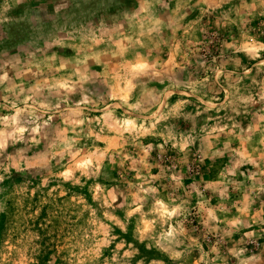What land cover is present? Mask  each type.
Instances as JSON below:
<instances>
[{"label": "rangeland", "instance_id": "374dc122", "mask_svg": "<svg viewBox=\"0 0 264 264\" xmlns=\"http://www.w3.org/2000/svg\"><path fill=\"white\" fill-rule=\"evenodd\" d=\"M46 2L25 0L18 8L15 0H0V15L15 17L20 8ZM170 7L174 34L145 44L139 58L127 54L129 71H142L144 62L155 65L161 76L181 68L192 71L200 57L211 61L221 53L224 59L239 57L249 64L244 52L234 49L252 51L264 43V16L258 15L253 0H172ZM112 66L123 75L124 67ZM227 67L233 69L231 63ZM178 99L173 95L168 103ZM165 124L177 121L162 120L155 130ZM178 124L181 130L186 127L182 118ZM224 141V136L219 142L211 137L203 144L197 141L187 154L169 145L161 158L158 148L147 150L149 143H163L161 138L147 135L133 142L113 125L98 139L81 140V151L65 157V165L72 160L67 169L40 172L43 159L30 173L12 169L11 177L0 183V264H237V256L240 264H264V192L259 191L264 178L253 187L252 180L240 175L255 171L251 165L230 176L233 168L225 167L229 158H221L218 151ZM230 143L252 151L249 144L241 148L238 139ZM97 161L98 176H81V170L91 174ZM62 170L80 183L58 179ZM174 173L177 180L172 181ZM141 186L156 192L142 191ZM169 223L184 229L179 247L168 248L159 235ZM149 233L157 234L156 239H149ZM177 251L182 253L179 259L174 258Z\"/></svg>", "mask_w": 264, "mask_h": 264}, {"label": "clouds", "instance_id": "9594fccd", "mask_svg": "<svg viewBox=\"0 0 264 264\" xmlns=\"http://www.w3.org/2000/svg\"><path fill=\"white\" fill-rule=\"evenodd\" d=\"M24 3L15 0L18 8ZM171 3L47 0L20 8L15 17L0 15V183L11 177L12 169L30 173L40 159L45 162L39 166L40 172L51 167L67 169L72 160L65 165V157L81 151V140L98 139L113 125L121 134L127 132L133 142L140 136L161 138L163 143L147 145L148 151L158 148L161 158L169 145L177 153L187 154L197 141L203 144L211 137L219 142L224 136V148L218 151L221 158H229L225 165L233 168L229 175L234 177L239 168L251 165L255 171H241L240 175L252 180L253 187L264 178V43L255 44L252 51L243 46L234 49V53L243 51L249 64L239 57L224 59L221 53L211 61L200 57L192 71L181 68L163 76L147 62L142 71L127 69V54L134 52L139 58L145 44L162 41L169 32L174 34ZM253 5L260 9L258 15L264 16V0H253ZM110 65L124 67L123 75ZM173 95L181 99L170 105ZM181 118L186 125L183 130L178 124ZM169 119L177 124L155 130L162 120ZM232 139L240 140L241 148L252 145L251 153L232 148ZM98 175L99 161L91 174L81 170V176L90 179ZM57 178L80 183L66 170L59 171ZM170 179L177 180V175ZM42 182L47 184V180ZM140 190L156 192L142 186ZM259 191L264 192V183ZM183 234L182 226L176 228L171 223L159 233L168 248L183 244ZM156 235L149 233L148 238L156 239ZM181 255L177 251L174 258Z\"/></svg>", "mask_w": 264, "mask_h": 264}]
</instances>
